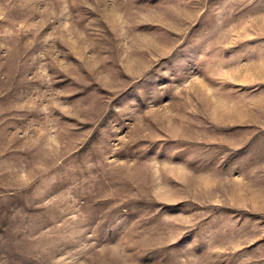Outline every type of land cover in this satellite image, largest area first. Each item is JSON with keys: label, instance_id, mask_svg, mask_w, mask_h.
I'll use <instances>...</instances> for the list:
<instances>
[{"label": "rangeland", "instance_id": "374dc122", "mask_svg": "<svg viewBox=\"0 0 264 264\" xmlns=\"http://www.w3.org/2000/svg\"><path fill=\"white\" fill-rule=\"evenodd\" d=\"M0 264H264V0H0Z\"/></svg>", "mask_w": 264, "mask_h": 264}]
</instances>
